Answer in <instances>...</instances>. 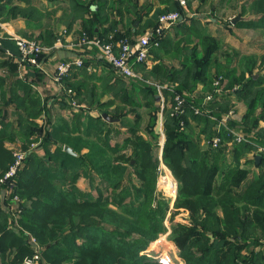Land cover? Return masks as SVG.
I'll return each mask as SVG.
<instances>
[{
  "label": "trees",
  "instance_id": "1",
  "mask_svg": "<svg viewBox=\"0 0 264 264\" xmlns=\"http://www.w3.org/2000/svg\"><path fill=\"white\" fill-rule=\"evenodd\" d=\"M2 5L0 0V19ZM179 9L178 2L166 10L157 9L147 20L146 30L155 28L162 14ZM247 13L261 18L236 26L264 31V0H248L240 15ZM84 32L104 43L131 38L95 34L93 27H85ZM199 43L202 52L196 45L184 58L183 75L168 71L163 64L152 70H147L146 63L136 65L142 79L124 77L130 86L121 82L116 97L99 107L101 116L84 117L85 126H52L50 131L38 126L34 119L42 113L40 100L33 101L39 112L21 118L17 131L0 122V178L13 160L4 148L6 141L20 139L26 149L33 136L45 135V156L30 154L17 178V195L24 205L18 223L42 247L38 264H160L139 256L166 232L170 200L156 193L159 155L178 182L175 206L188 208L192 215L190 227L172 223V240L186 264H264V152L259 151L264 148V129L260 128L264 121V53L243 55L233 48L224 50V44L211 35L199 38ZM15 46L3 39L0 52L9 50L17 57ZM162 46L163 39L151 51L158 53ZM177 55H182V50ZM26 66L28 74L36 70ZM218 79L222 92L217 94ZM155 84L162 88L163 109ZM199 84L208 90L198 98L188 97V93L198 92ZM136 92L146 95L151 104L145 129L149 139L138 134V118L123 117L117 110V100L129 105L139 99ZM177 94L184 97L185 104L176 110ZM209 94L213 98L205 101ZM231 96L246 105L240 122L226 117L233 107ZM103 114L120 120L130 139L111 145L113 130ZM161 115L165 142L159 154L160 134L155 129ZM224 117L226 126L221 124ZM232 131L252 135L251 142H235ZM216 137L221 138V144L215 148L212 141ZM52 144L57 145L54 151L49 149ZM64 145L76 156L67 153ZM80 178L89 180L95 195L79 190ZM96 178L100 179L98 186ZM166 190L172 192V184ZM10 220L0 190V264H24L33 257L34 248L24 231L9 226Z\"/></svg>",
  "mask_w": 264,
  "mask_h": 264
},
{
  "label": "crops",
  "instance_id": "2",
  "mask_svg": "<svg viewBox=\"0 0 264 264\" xmlns=\"http://www.w3.org/2000/svg\"><path fill=\"white\" fill-rule=\"evenodd\" d=\"M226 1L228 0H187L189 21L165 34L161 50L158 53L150 52L146 61L147 70L163 64L168 71H181L183 75L184 58L190 55L196 45L197 51L202 52L199 38L208 35L219 39L224 44V50L233 48L243 55L254 52L257 55L263 54L264 43L257 41L258 44L254 46L251 44L253 42L242 40L241 44L235 45L230 41L234 32L230 33L222 22H216L217 25L212 28L211 19H217V13L208 17L203 11L210 9V5H216L215 7L219 10L220 5H227L224 3ZM239 1L241 2V0L236 2L239 4ZM247 1L241 2V9ZM174 2L177 0H9V2L3 0L4 15L0 19L3 38L11 41L15 37L36 40L46 47L48 52L45 53L40 67H36L38 75L34 69L28 74L27 66L22 65L19 55L12 58L7 54L9 50L5 53L0 52V122L4 126H12L17 131L21 118L29 113L39 112L34 100H40L42 108L40 117L34 119V122L48 131L52 129V126H85L87 120L84 117L101 116L102 111L99 107L116 97L121 82L128 83L122 75L109 68L99 58L95 49L79 45L84 28L93 27L95 34L100 32L108 33L109 36L120 34L132 39L138 38L149 31L145 28L146 22L154 12L157 9L166 10L173 6ZM197 7L198 13L195 11ZM246 15L239 14L235 21L231 19L232 27L235 28V24L239 22L255 20L245 18L250 14ZM236 28L246 29L247 27L236 26ZM259 32L264 35L262 29H259ZM13 43L15 45V42ZM179 50H182L180 56L177 55ZM155 54L159 57L156 58ZM78 58L83 60L84 66L74 68L61 82H58L56 80L57 64ZM24 86H27L26 92ZM65 88H72L75 91L78 108L74 109L65 102ZM207 90L199 84L196 89L198 92L195 95L188 93L187 96L198 98ZM23 99H25L24 105L21 104ZM158 99L160 103L162 102L163 109L165 101L163 94ZM219 102L223 104L222 101ZM230 103L233 107L226 117L240 122L245 114L246 105L234 96L230 97ZM85 108L92 109L94 113L88 114ZM111 108L113 109L114 106ZM160 122L163 126L162 115ZM2 124L0 123V129ZM260 128L264 129V121H261ZM44 137L45 135L33 136L26 149L20 139L6 141L4 148L11 154L14 150L21 149L29 155L43 157L45 156V149L42 146ZM32 144H36L37 147L31 151ZM56 147L57 145L52 144L49 149L54 151ZM66 147L69 146L64 145V150ZM248 158H252V155ZM254 170L257 172V169L254 168ZM81 181L85 182V179L80 178L77 182L81 192L96 194L95 190L87 189L86 186L81 188ZM21 230L28 232L22 227Z\"/></svg>",
  "mask_w": 264,
  "mask_h": 264
},
{
  "label": "built area",
  "instance_id": "3",
  "mask_svg": "<svg viewBox=\"0 0 264 264\" xmlns=\"http://www.w3.org/2000/svg\"><path fill=\"white\" fill-rule=\"evenodd\" d=\"M177 2L180 9L162 14L159 17L157 26L150 29L143 36L133 39H123L114 44L104 43L103 40L97 36H89L86 32H84L82 34V38L80 39L79 45L95 49L99 58L111 66V68L116 70L123 77L141 80V75L135 70L134 67L136 65L146 63L152 47L159 46L160 41L164 38L165 34L169 30L177 27L178 25L187 23L190 19V15L187 12V0H177ZM3 39V34L0 30V43ZM12 41L15 42V45L19 51L20 62L22 65L29 64L37 68L40 67L42 61L41 59H43L45 53L48 52L46 47L36 40L22 37H15ZM7 54L13 57L11 52L7 51ZM83 66L84 62L79 58L58 63L56 66V80L61 82V80L70 74L74 68H82ZM220 82L221 79H218L214 93L218 94L222 92V89L218 88ZM155 86L158 88L160 95H162L161 86L156 84ZM164 88H167V86H164ZM64 93L68 106L74 109L78 108V103L74 99L73 89L65 88ZM212 98V95L209 94L205 101H210ZM175 101L178 104L177 109L182 108L185 104V99L180 94L176 95ZM221 124L226 126V117L223 118ZM232 134L234 136L235 142L237 143L251 142L250 138H252V135H248L241 131H232ZM212 144L215 148L218 147L221 144V138H214ZM36 147V144H32L31 151L36 149ZM260 151L264 152V148H260ZM12 156L13 160L9 165L8 170L5 172L4 176L0 178V190L2 193V198L6 204V210L11 215L9 226L16 229H21L18 222L24 211V205L19 195H17V178L21 171L26 168V161L29 153L24 150L17 149L13 151ZM25 233L29 238L30 244L34 248L33 257L26 259L25 262L28 264H38L42 258V247L32 234H29L28 232ZM168 261L169 260L166 259V263H163L169 264Z\"/></svg>",
  "mask_w": 264,
  "mask_h": 264
},
{
  "label": "rangeland",
  "instance_id": "4",
  "mask_svg": "<svg viewBox=\"0 0 264 264\" xmlns=\"http://www.w3.org/2000/svg\"><path fill=\"white\" fill-rule=\"evenodd\" d=\"M237 0H233L231 4L227 5H220L221 9H217L214 5H210V9L207 11H203L204 14L208 15V17H212L213 14H216L217 19L212 18L211 21L214 28L215 25H217L216 22H222L225 26H227V30L230 31V33L233 31L234 34L231 35L230 41L234 43L235 45H239L242 43V40H247L248 42H253L251 44H258L257 41L260 43H264V35L259 32V29H253V28H235L234 26L230 24V20L233 19L234 21L237 20L238 15L241 14V2L244 0L239 1V4L236 2ZM198 13V7L196 8ZM202 13V12H200ZM212 14V15H211ZM247 16V15H246ZM248 19H257L261 18L260 15H248ZM231 25V27L229 26ZM258 30V31H257ZM264 32V31H263ZM130 86V84H128ZM138 96V100L135 99V101H131L129 105H126L124 101L117 100L118 102V108L117 110L120 113H123V117L125 115H128L131 120H134L136 118L139 119V123H137L138 126V134H142L145 139H149L150 135L145 131V129L148 127V121H149V113H150V106L151 104L146 101V95H144L142 92H136L135 93ZM137 98V97H136ZM175 101V100H174ZM176 102V101H175ZM116 103V102H115ZM160 103V102H159ZM162 105V102L160 103ZM132 105V106H131ZM162 107V106H161ZM175 109L177 110L178 104L176 102ZM82 110V108L80 109ZM86 112L88 114L94 113L92 109L85 108ZM112 111L115 113V109H112ZM121 115V116H122ZM110 123V122H109ZM114 123H110L109 126L112 128V134H111V145H114L116 143H122L126 138L130 139V133L128 129L123 127V125L120 123V120ZM156 132L160 134V140L159 145L160 149L157 151L159 154H161L165 142V136L163 133V126H161V122L159 120V125L156 127ZM260 151V149H259ZM126 154L130 155V149L126 150ZM84 181L80 182L81 188L85 187L87 189H90L89 180L84 178ZM100 179L96 178V186L97 183H99ZM175 178L173 177L171 171L167 168V166L164 164L162 160V156L159 155V165H158V178H157V185H156V193L158 195H161L163 199L170 200V207L167 211L164 226L166 228V232L164 234H161L157 240H155L148 248L141 250L139 252V256L145 257L147 259L157 260L160 262V264L166 263V259H168L169 264H186V262L182 259L180 256V250L175 244V242L172 240V233L173 227L172 223L181 224L186 227H190L193 225L192 223V215L188 208L181 207L177 208L175 205L178 195V182L176 181V185H174ZM170 184H172V187L174 190L172 192H169L166 190L168 189ZM210 235V232L208 233ZM212 238V235H211Z\"/></svg>",
  "mask_w": 264,
  "mask_h": 264
},
{
  "label": "water",
  "instance_id": "5",
  "mask_svg": "<svg viewBox=\"0 0 264 264\" xmlns=\"http://www.w3.org/2000/svg\"><path fill=\"white\" fill-rule=\"evenodd\" d=\"M103 119H104L105 121H107V122H110V123H114V122H118V121H119L118 119H113V118L109 117L108 114H103ZM65 151H66L67 153L71 154V155H75V154L73 153V151H72L69 147H66V148H65ZM256 160H257V164H259V163H260V160H261V157L258 156V157L256 158ZM24 264H28V263H27V262H24Z\"/></svg>",
  "mask_w": 264,
  "mask_h": 264
}]
</instances>
